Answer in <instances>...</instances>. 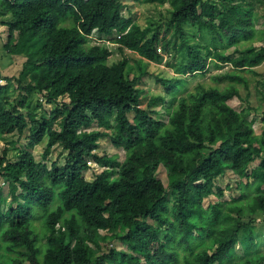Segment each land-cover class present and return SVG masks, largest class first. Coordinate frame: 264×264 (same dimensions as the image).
<instances>
[{"label": "trees", "instance_id": "16d2710c", "mask_svg": "<svg viewBox=\"0 0 264 264\" xmlns=\"http://www.w3.org/2000/svg\"><path fill=\"white\" fill-rule=\"evenodd\" d=\"M148 1L171 2L173 38L125 15L124 0H0L12 17L4 48L27 57L16 79L22 98L15 103L5 96L9 84L0 87V143L30 128L29 148L16 161L9 148L0 151V183L9 186L5 192L0 184V264H264V131L258 135L249 119L252 106L238 111L229 104L242 98L237 85L248 86L244 73H257L264 62V46L241 47L258 33L264 40L257 29L264 0ZM95 32L137 52L139 63L159 62L164 51L186 52L188 74L207 71L212 60L231 64L214 76L228 84L200 85L168 103L154 97L143 108L136 84L146 69L131 78L128 57L109 64L113 51L90 43ZM40 93L56 105L49 116L36 114ZM159 102L167 121L154 116ZM103 137L125 150L123 161L96 152ZM46 138L44 158L62 146L63 165L36 160L32 148ZM90 158L104 167L94 180L85 177ZM161 166L168 186L158 177ZM229 169L242 196L206 207L205 198L225 195L217 179ZM101 237L124 248L103 252Z\"/></svg>", "mask_w": 264, "mask_h": 264}, {"label": "rangeland", "instance_id": "374dc122", "mask_svg": "<svg viewBox=\"0 0 264 264\" xmlns=\"http://www.w3.org/2000/svg\"><path fill=\"white\" fill-rule=\"evenodd\" d=\"M124 2L126 7L123 10V13L132 18L136 23L140 24L142 27H151L153 32H158L162 39H171L174 37V29L172 27L170 29L169 26L172 18L171 10L173 8L171 2H153L148 0H124ZM257 13H259V16H263L257 21V29L264 30V4L258 3ZM10 20H12L10 14H7L0 7V78H4L0 79V87L9 84V88L5 96H11V100L16 103L22 98L20 90L17 89L16 86V79L20 77L27 57L25 55L10 54L4 48V45L9 41L10 31L9 27L7 26V22ZM189 29L190 36H195L201 41L203 40L196 34L197 28ZM111 38L113 37L105 36L95 32L90 37V43L93 45H106L113 51L112 56L109 58V64L111 65L120 61L125 56L128 57L130 59L132 68L131 78L134 77V73L140 74V71L144 70L143 68L146 69L145 76L136 84L142 93L141 106L143 108H147L149 101L154 97L163 96L166 98V103H168L172 100H175V98L188 95L190 92L195 91L200 85H204L206 88L216 86L223 90V88H225L228 84V81L225 83H219L215 80L214 76L230 72L232 70L231 64L226 63L218 67L215 65V61L212 60L207 71L198 74H188L184 73V69L188 62V56L186 52L167 53L162 51L163 57L159 62L148 63L147 61H142V65H140L141 63H139V61L142 59L137 52L131 51L129 49L121 51L118 44L111 42ZM194 39L195 38L192 37L191 42H193ZM250 46L257 48L264 46V40L262 39L261 33H258L256 38L252 39L251 41H247L242 44L241 47L249 48ZM228 52L233 53L234 48L230 49ZM256 71L257 73H244L248 80V86H246V84L237 85L242 98L236 96L229 101V104L238 111L247 108L248 105L252 106L254 109L251 111V116L249 119L254 121V129L258 135H261L264 131V62L256 67ZM5 78H10L12 80L9 82V80ZM169 86H177V90L170 94L168 92ZM38 100L39 101L33 99V106H36L38 103L42 104L36 113L38 117L49 116L51 111L56 108L55 104H51L46 101L44 93L38 94ZM59 101L61 103L69 101V98L61 97ZM164 105L165 103L162 105L161 102H159L155 104L152 109L158 111V113L154 114V116L167 121L169 119V114L165 111ZM23 112L27 114L28 108L23 109ZM130 117L133 118L134 113H131ZM98 128L99 127L97 125H94L92 128H90V131ZM102 130L104 129L102 128ZM29 143L30 128H27L25 133L22 135L18 131H15L14 133L6 135L1 141L0 151H2L5 147L9 148L10 159L16 161L18 159V153L21 150L26 148L28 149ZM47 144L48 138L32 148V152L36 160L38 162H44L49 167H51L52 163L56 160H59L61 165H63L65 163L66 152L63 151L62 146L56 145L49 158H44ZM96 152L100 155H108L109 157L116 156L120 162L123 161L126 156L125 150L115 147L109 137H103L99 140V147ZM258 161L259 160H257L255 163ZM89 163L92 166V169L85 172V177L88 180H94L96 174L102 172L104 167L98 165L92 158L89 159ZM158 177L163 180L166 186H168V176L164 166L160 167L158 171ZM248 181V179H242L244 184H246ZM253 181L254 179H251V182ZM4 182L5 179L2 178L0 184L5 187V192H7L9 186ZM217 185L224 188L225 195L223 197H219L218 195L213 194L210 197L205 198L204 204L206 207H209L210 204H214L219 200L230 202L231 199L239 198L243 194L239 176L230 169L217 179ZM249 194L252 195L250 192ZM245 205L247 206V204ZM258 217V221L260 223L262 217L264 216L262 213H260ZM263 227L261 228L263 237L261 238L262 242H264ZM35 228L39 233H41L42 230H44L42 221H36ZM100 234L101 236L111 235L110 232L104 230L100 231ZM44 242L42 243L43 245L45 244ZM100 242L103 252L108 253L110 248H124L117 240L104 241L101 237ZM1 264H6V262L2 260ZM26 264L30 263L26 262Z\"/></svg>", "mask_w": 264, "mask_h": 264}]
</instances>
